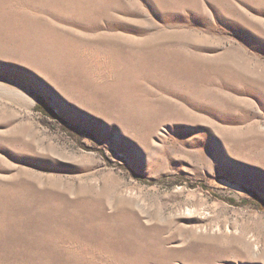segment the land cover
I'll return each instance as SVG.
<instances>
[{
    "label": "rangeland",
    "instance_id": "rangeland-1",
    "mask_svg": "<svg viewBox=\"0 0 264 264\" xmlns=\"http://www.w3.org/2000/svg\"><path fill=\"white\" fill-rule=\"evenodd\" d=\"M255 196L264 0H0V264H264Z\"/></svg>",
    "mask_w": 264,
    "mask_h": 264
},
{
    "label": "trees",
    "instance_id": "trees-1",
    "mask_svg": "<svg viewBox=\"0 0 264 264\" xmlns=\"http://www.w3.org/2000/svg\"><path fill=\"white\" fill-rule=\"evenodd\" d=\"M37 109L44 112L45 114L52 115V110L44 103H41L40 105H38ZM255 198L257 199V201L262 203L264 206V201L262 199L258 198L257 196H255Z\"/></svg>",
    "mask_w": 264,
    "mask_h": 264
}]
</instances>
